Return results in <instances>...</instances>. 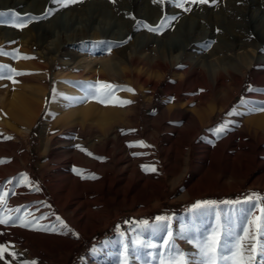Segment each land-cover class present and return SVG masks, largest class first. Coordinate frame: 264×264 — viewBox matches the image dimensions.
I'll return each mask as SVG.
<instances>
[{
	"label": "rangeland",
	"instance_id": "rangeland-1",
	"mask_svg": "<svg viewBox=\"0 0 264 264\" xmlns=\"http://www.w3.org/2000/svg\"><path fill=\"white\" fill-rule=\"evenodd\" d=\"M14 1L16 0H8L9 3ZM226 1H230L232 7L230 11L226 10L227 12L223 9H218V11L215 6L211 7L209 2L205 4L195 3L200 11L196 16H193L196 21L193 20L192 25L189 22L180 23L183 18L188 20L192 16V11H184L173 7L171 0H164L163 3L159 0H77L76 3L67 7L58 6L52 0H25V2H29L26 13L22 14L16 9V11L12 9L2 12L15 13L21 18L33 15V20L21 29L12 26L8 15L0 16V26L8 28L10 33L12 32L11 35H13L10 41L5 42L0 39V49L14 55L18 53L15 59L9 56H0V65L5 66L3 69L5 78L0 79V134H2V137H0V180L5 183L3 182L4 187L0 188V191L11 189V187L6 188L9 181L15 182V187L12 186V190L15 191L19 187V184H16V178L26 174L32 177L36 187L40 186L39 188L49 196L50 191L46 187V183L58 179L62 175L59 165L63 154L61 149L58 148L66 146L63 140L67 139L72 130L59 132L58 135L60 136L56 138V143H53L52 125L55 117L50 111L55 99L57 82L51 80L53 74L61 70L62 57L78 53L76 47L66 45L67 40L76 37L85 38L86 41L81 44V47L85 48L87 52H94L99 57L107 56L104 49L108 45H120L119 47H112L110 54L116 53V56L122 62H120L117 70L108 69L105 71L102 83H110L119 89H132V91L116 92V95H122V101L130 103L120 106L115 111L113 119L111 118V121L115 123L114 126H116L113 130L116 129L118 137L112 143L107 144L105 148H102L103 154L99 153L94 146V134L87 135V132H82L75 134L76 136L70 135V142L74 143L78 149H82L83 157H78L77 161L83 163L87 168H92L94 161L103 160V163L107 166L105 170L112 172L116 169L113 165L115 158L120 157L129 169L127 171H130L129 173L133 179L137 176H146L153 180L164 178L162 184L165 191L161 198L155 194L145 198L140 197L125 203H118L115 210L112 209L105 198L100 196L95 185H89L87 189L89 191L88 197L82 200L94 204L92 211L88 212L90 217L88 228H96V231L92 235L88 233L80 234L81 241L73 248L67 264H85L87 260L91 264H119L121 250L110 254L107 258H103L99 253L100 249L105 247L106 244L113 243H118V246L122 249L118 230L126 232L130 240L136 235L132 224H136L137 229L143 230L144 226L138 222L143 220L154 222V218L160 215L170 218L174 233H180L186 225L196 224L195 226L204 228L210 223L213 224L216 212H219L225 220H231L238 228L243 227L244 216L239 212L232 214L233 206L224 205L222 202L225 200H241L243 202L253 193L264 197V174L259 175L256 171H253L244 180L245 173L242 169L234 176H224L210 169L206 173V180H202L191 190L187 189V181L194 164L193 158L189 161L190 169L186 176L172 188L171 185L181 172L179 170L181 167L180 161L171 162L162 157V153L171 142L174 124L176 123L167 113V108L173 105L168 93L175 88L173 82L177 80L179 72L170 67L164 77L159 80V69L156 63L151 62L150 56L158 53L155 50L163 41L162 36L165 37L166 34L176 35L178 33L179 35L181 29L186 32L188 29L194 28L195 30L206 29L210 35L226 36V39H228L231 36L230 31L235 32V35L241 33L237 28L244 24V20L238 16L242 10L249 14L256 12L259 16H264V0ZM53 4L55 6L52 8ZM195 4H187L186 7ZM165 18H167V22L163 23V27L160 28ZM150 27L160 28V32L149 31ZM46 30L48 34L44 37V31ZM105 31L109 34L112 31L123 32V34L126 32L125 34L128 35L124 42H115L105 35L107 33ZM159 38L160 42L157 41ZM105 41L108 42L107 45L104 43ZM134 43H136L135 53L131 57L130 46ZM202 44L203 49L207 50L209 44L210 46L214 45V41L207 38ZM205 45L207 47H204ZM228 54H231V52H228ZM22 57H28V59ZM47 66L48 69H46ZM9 68L23 73L13 77L15 83L7 78ZM231 73L238 75L234 71ZM251 75L248 71L247 77L243 80V87L235 99L222 113L218 114V118H213L211 125L207 126V136L215 139L217 136L214 135L212 130L222 123H228L224 122L227 115L232 113L233 109H237L241 105V101L245 100L247 94L256 88ZM225 76L227 86L232 85L234 76L232 74H225ZM155 82H159V85L152 95V85ZM189 86L193 90L192 97L195 99L209 93L210 100L206 104L208 109L217 108L220 105L221 97L217 96L213 87H209L205 83L199 86L194 83ZM30 91H34L36 94L34 105H37V102L39 104V96L45 94L47 98L46 104L35 115L36 122L29 132L28 148H26L21 146L20 138L13 140L9 133L3 131L5 123L2 117L11 109L14 99L26 98L29 96ZM115 101L116 99L109 101L106 105L99 104H101L100 107L103 110L114 109L116 106ZM177 103L180 108L195 110L193 104H189V107H187L183 101ZM32 111L33 109L30 112L32 113ZM231 127L233 125L230 123L228 129ZM113 130L109 133L112 134ZM9 137L12 138L9 139ZM141 142L148 145V147L129 146V144L139 145ZM13 143L16 144L19 157L24 156L26 151L28 152V166L15 155ZM77 153H79V150H77ZM161 161L165 164H162ZM142 165L155 166L156 171H144ZM22 185L24 184L22 183ZM6 199H9V195ZM209 200L216 201L217 207L207 211L194 208L196 203ZM258 203L264 206V200ZM235 207L247 209L250 205L242 203ZM257 215H259V212H257ZM58 217L66 224L68 223L65 217L61 215ZM46 220L40 219L39 223L45 226L58 224V222L52 224ZM62 231L63 229H60L57 232ZM25 232H18L19 242L5 232L0 236V245H8V250L4 253V258L0 259V264H17V261H19V264H23L24 260L36 261V264H62V256L52 253L51 246L46 243L47 240L50 241L57 237V232H45L29 228H25ZM143 235L149 240L153 239L147 231H143ZM176 243L178 247L186 252L192 250L191 245L183 239L178 238ZM13 250L19 254L16 260L9 255V252Z\"/></svg>",
	"mask_w": 264,
	"mask_h": 264
},
{
	"label": "bare ground",
	"instance_id": "bare-ground-1",
	"mask_svg": "<svg viewBox=\"0 0 264 264\" xmlns=\"http://www.w3.org/2000/svg\"><path fill=\"white\" fill-rule=\"evenodd\" d=\"M0 1H2L0 2V12L16 9L24 14L29 6V2H25V0H16L13 3H9L8 0ZM209 4L211 7L215 6L217 10L230 11L232 8L230 1L226 0H209ZM54 6L53 4L52 8ZM188 8L192 11V16L188 20L180 18V23L189 22L192 25L191 22L195 20L193 16H196L200 9L196 4ZM238 16L244 20V24L237 28L241 33L235 35V32L229 30L231 36L228 39L226 36L210 35L206 29L195 30L194 28H190L186 32L181 29L179 35L178 33L176 35L166 34L165 37L162 36L163 41L160 40L161 37L159 40L156 39L161 43L157 49L155 48L156 50L154 49L158 53L150 56V60L156 63L159 69V80L164 77L170 67L179 72L177 80L173 82L175 88L173 91L169 90L168 93L173 105L167 108V113L176 123L174 124L171 142L162 153L163 159H168L171 162L180 161L179 170L181 172L171 185L172 188L186 176L190 169L189 161L191 158L194 159V164L187 181V189L190 190L202 180L207 179L206 173L210 169L224 176H234L242 169L245 173L244 180L253 171L259 175L264 174V111L260 110L264 107V16L261 17L256 12L249 14L245 10L239 12ZM11 33L8 28L0 26L1 40L10 41L13 38ZM125 33L112 31L111 34L107 32L105 35L115 42H124L128 35ZM47 34L48 31H44V37ZM207 38L213 40L214 45L210 46L209 44V48L206 50L203 49L202 43ZM67 41L66 45L76 47L78 53L70 56L64 55L60 72L54 73L52 76L51 81L57 82L55 99L50 111L55 117L52 125V140L53 143H56V138L60 136L58 133L65 130H72L70 135H77V133L82 132H87V135L92 133L95 135L94 146L99 153L103 154L102 148H105L107 144L112 143L118 137L116 129L113 130L116 126H114L115 123L111 121V118L113 119L115 111L120 108L116 101H122V95H116V106L114 109L108 110L101 109V104L97 100L89 99L88 102L82 104H73L71 100L72 98L83 97L84 93L80 90L83 85L102 83L105 71L108 69L117 70L122 61L116 56V53L99 57L94 52H87L85 48L81 47V44L86 41L85 38L76 37ZM135 47L136 43L130 46V56L135 53ZM232 71L237 72L238 75L231 73ZM248 71L252 74V81L256 84V88L251 90L245 98L249 107L240 105L237 109L235 108L234 114L227 115L224 122L231 123L233 127L223 135L217 136L215 139L207 136V126L211 125L213 118H218V114L222 113L235 99L243 87V80L247 77ZM225 74L234 76L232 85L227 86ZM194 83H197L198 86L205 83L209 87H213L217 96L221 97L220 105L217 108L208 109L206 107L210 100L209 93L199 95L200 98L198 99L193 98V90L189 85ZM158 85L159 82L152 85V95L157 90ZM28 94L29 96L26 98L14 99L11 109L2 117L5 123L3 131L9 133L13 140L20 138L21 146L26 148H28L29 132L36 122L35 115L46 104L47 98L45 94L39 96V104L37 102V105H34L35 92L30 91ZM179 101H183L187 107L189 104H193L195 110L180 108L177 103ZM253 108L255 110H252ZM31 109H33L32 113L30 112ZM112 130L113 133L110 134L109 132ZM70 135L66 140H63L66 146L58 148L63 154L59 165L62 175L60 178L46 183V187L50 191L49 196L39 188L40 186L38 187L40 191H35L36 185L30 175L27 177L32 184L27 186L19 184V187L13 191L12 186L15 185V182H11L6 184V188L11 187V189H5L9 195L7 200L9 208L7 210L11 212L12 216L19 215L21 219L27 217L28 214H32L33 219L38 216H46L48 217L46 221L52 224L58 222L56 217L59 215L66 218L71 231L63 230L57 232V237L53 240L46 239V243L51 246L52 253L62 256V264H67L73 248L80 243V234L92 235L96 231V228H88L90 220L88 212L92 211L94 204L82 200L88 197L89 185H95L100 196L105 198L114 210L118 203H125L140 197L145 198L153 194L161 198L165 191L162 184L164 178L153 180L149 179L150 177L137 176L133 179L120 157L115 158L113 165L116 169L112 172L105 170L107 166L103 160L94 161L92 168L85 167L83 163L77 161L78 157H83L82 149H78L74 143L70 142ZM13 145V151L18 156L16 144L13 143ZM77 150H79L80 155ZM3 152L6 153L4 150ZM18 158L22 159L27 166L29 165L27 151L24 156H18ZM161 162L165 164V162ZM92 175L96 178H91ZM3 182L0 180V184L5 183ZM15 208H19L20 212L12 211ZM4 232L15 241H18V232L26 233L24 227L0 225V236ZM174 235L178 239L180 233L175 232ZM118 250L122 251L118 243L106 244L99 253L103 258H107L110 254L119 252ZM85 264H91V262L87 260Z\"/></svg>",
	"mask_w": 264,
	"mask_h": 264
},
{
	"label": "snow or ice",
	"instance_id": "snow-or-ice-1",
	"mask_svg": "<svg viewBox=\"0 0 264 264\" xmlns=\"http://www.w3.org/2000/svg\"><path fill=\"white\" fill-rule=\"evenodd\" d=\"M54 4L61 7L70 6L76 3L77 0H52ZM163 3L164 0H159ZM172 6L189 11L186 4H205L209 0H171ZM8 15L10 23L13 27L23 28L33 20L31 15H27L23 18L17 16L15 13H2L0 16ZM47 18V17H45ZM175 19V17H173ZM167 22V18L161 23L160 28L163 27V23ZM160 28L150 27L148 30L153 32H160ZM106 45L107 41L104 42ZM120 45H108L104 49L105 54H110L112 47H119ZM207 47V45H205ZM17 54L5 52L0 49V56H9L15 59ZM28 59V57H22ZM4 65H0V79H4L3 69ZM8 79L12 80L14 76L22 75L23 73L16 71L15 69H8ZM84 95L82 98H72L73 104H82L88 102L89 99L97 100L101 104H107L109 101L116 99L117 91H132V89H119L117 86L110 83H94L83 85L80 89ZM67 99V97H65ZM116 103L120 106L130 103L128 101H119ZM242 107H249L248 102L241 101ZM252 110H255L253 108ZM264 111V107L260 109ZM233 109L232 115L235 113ZM229 128L228 123H222L214 130V135H223ZM2 137V134H0ZM11 137H9L10 139ZM130 147H148V145L141 142L139 145L129 144ZM103 159V158H101ZM142 170L155 172V166L142 165ZM85 178V177H82ZM91 178H96L94 175ZM11 183V181H9ZM32 184L26 174L16 178V184ZM4 186L0 184V188ZM15 187V185H13ZM35 191H40L38 187ZM8 191H0V225L9 227L20 226L24 228H30L33 230L45 231V232H57L60 229L70 232L71 229L63 222L59 217H56L58 221L57 225H42L39 223L40 219H48L46 216L32 218V214H28L27 217L21 219L19 215L12 216L6 197ZM264 200L260 194L253 193L249 195L243 202L241 200H225L222 203L224 205H230L232 207V214L239 212L244 216V226L237 227L231 220H225L219 214L215 213V223L209 224L204 228H199L195 225H186L180 231V239H183L186 243L191 245V251H184L178 247L176 243L177 237L174 235L171 227L170 218L165 215H160L154 218V222L143 220L138 222L144 226V229H137L136 224H132L134 235L130 240L127 237V233L118 230L120 237L122 251L119 257V264H264V206H261L258 202ZM242 203L249 204L247 209L241 207L236 208ZM217 207L216 201H203L194 205L195 209L212 210ZM12 211L19 213L20 209L15 208ZM259 212V215H257ZM143 231H147L152 237V240L147 239L143 235ZM8 250V245H0V259L4 258V253ZM9 255L16 260L19 254L16 251L9 252ZM143 258V259H142ZM19 264V261H17ZM23 264H36V261L24 260Z\"/></svg>",
	"mask_w": 264,
	"mask_h": 264
}]
</instances>
